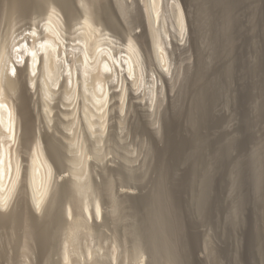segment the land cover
<instances>
[{
	"label": "rangeland",
	"instance_id": "374dc122",
	"mask_svg": "<svg viewBox=\"0 0 264 264\" xmlns=\"http://www.w3.org/2000/svg\"><path fill=\"white\" fill-rule=\"evenodd\" d=\"M12 1L15 0H0V45L6 48L5 60L13 56L12 41L29 26L40 24V30L53 6L57 8L61 35L68 49L77 42L74 39L80 36V22L85 15L91 18L93 26L99 27V34H95L103 33L110 40V43L104 41L114 47V52L125 50L128 38L136 40L139 58L136 75L142 82L136 90L132 78L119 70V76H115L117 79L108 88L110 96L113 95L112 92L120 90L123 78L124 99L109 96L105 126L101 127L93 117L96 124L90 127L83 105L93 108L87 100L92 79L84 84L75 78L80 85L74 79V85L69 81L66 89L60 87L62 77L56 87L46 78L47 87L52 90V95H46L41 75L35 77L31 88L23 74L16 77L18 84L14 90H7V96L19 116L16 146L22 171L13 198L4 210L0 208V264H64V256L69 252L70 264H264V0H245L234 8V22L230 26L234 28L228 31L234 48L230 45V51L226 49L228 54L217 46L222 42H218V36L223 34L220 30L223 22L214 19L215 9V15L203 9L205 0H180L187 19L183 35L178 32L172 0H160L161 14L153 25L164 43L168 67H163L147 39L150 34L146 0H21L23 3L14 5L15 8ZM68 55L71 60L78 57V54ZM226 62L232 65L229 76L223 73ZM201 67L203 80H209L211 88L216 83L221 85L213 88L218 100L211 103H215L213 106L209 103L212 121L205 123L206 128L196 122L197 129L189 123L187 110L199 97L195 96L198 92L195 90L200 87L195 76ZM199 79L202 78L198 76ZM203 83L200 81V85L204 86ZM194 96L196 100L192 101ZM44 103H48V108ZM246 119L251 120L246 122ZM199 134L203 137V141L199 138L200 144L195 141ZM37 137L43 141L53 167L51 185L40 209L33 204L25 172L32 153L31 143L34 146ZM193 139L197 145L192 144ZM223 139L230 144L228 156L223 149L225 145L220 147ZM171 141L185 145L184 149L188 150L185 158L178 152L183 150L176 148L178 143ZM220 152L225 160L219 156ZM75 170L80 177H74ZM205 174L211 178L208 182L212 187L208 191L201 188ZM155 192L165 196L161 199L167 202L163 201L164 219L172 225V230L169 228L163 237L171 247L169 253L161 248L156 250L157 240L153 239L161 234L151 231V223L147 221L146 214H153ZM199 193L209 195L210 199L205 200ZM197 198L203 200L202 204ZM95 201L100 205V215L93 211ZM83 202L89 204L92 213L84 211ZM199 204L205 212L198 208ZM254 237L261 241H255Z\"/></svg>",
	"mask_w": 264,
	"mask_h": 264
},
{
	"label": "bare ground",
	"instance_id": "6f19581e",
	"mask_svg": "<svg viewBox=\"0 0 264 264\" xmlns=\"http://www.w3.org/2000/svg\"><path fill=\"white\" fill-rule=\"evenodd\" d=\"M147 1V2H146ZM144 1L146 4L144 7H146V12H147V16H148V25H149V30H148V34L147 35L146 33V36H149L147 39H150L151 41V44H152V49L154 51V53L156 55L159 56L160 58V61L163 62V67L167 66V58H166V51H165V47H164V43L161 39H159L160 37L157 36V33L155 32L156 29H154V25H153V22L156 18H158V15L161 14L160 13V0H146ZM207 3L204 5L203 3V9L205 10L206 8L209 9L208 12H211V14L214 12V15L216 14L215 11H217V14L215 15V18L217 17V20H221L223 23L221 26H223V29H220L221 32L223 34L220 35V37L218 36V38H220L218 40L219 41H222V42H217L218 44H222V46L220 47V45L217 44V46H219V49L221 48L222 50V53H230L228 52L227 50L230 51L231 47L234 48L233 44H232V40L230 38H228V34L231 33V32H228L230 30H233L231 26L232 24V20H233V17H232V12L234 11V8H237L236 6H238V4H241V2H245V0H205ZM204 1V2H205ZM25 2V1H24ZM31 2V0H30ZM173 2V9H174V13H175V18H176V24L179 28V33L180 35H183L185 30H186V26H187V19H186V13L184 12V8H183V3H181L180 0H172ZM184 2V1H183ZM15 3V4H14ZM23 3V1L21 2V0H15V1H12V4H13V7L14 5H18L20 6L21 4ZM26 3V2H25ZM29 3V2H28ZM67 3L70 4V2L68 1ZM24 5V4H23ZM28 5V4H26ZM54 5V4H53ZM172 5V4H171ZM29 6V5H28ZM33 6V5H32ZM50 7V6H49ZM71 7V6H70ZM171 7V9H172ZM205 7V8H204ZM15 8V7H14ZM13 8V9H14ZM23 8V7H22ZM12 9V10H13ZM17 9V8H16ZM16 9H14L16 11ZM26 9V8H25ZM57 9V8H56ZM56 9L51 6V8L48 10V13H46V17L44 18V21L41 25V29L39 30V27H40V24H38L39 26H34L32 25V27L29 26V28L25 31H23V33L16 37V40H14V42L12 41V57L10 56L11 59H8L6 57V60H5V46L2 44L0 45V208L1 210H4L9 202L11 201V199L13 198L15 192H16V189H17V186H18V183H19V180H20V177H21V164L20 163L21 161L19 160V156L17 152V148L18 146H16V142H17V136H18V129L20 128L18 126V115H17V112L15 111V107H14V103H12L10 100V98L7 96V90H14L15 88V84L17 85V83H15L16 81V77L17 79L20 77L21 74H23L22 76H24L26 78V80H28V87L31 88V86H33L34 82H35V77L39 74V76L41 75L42 76V79H43V88L45 90V94H51V91L50 90V86L49 88L47 87V81L48 79L51 81L50 83H52L51 86H57V84L60 82V79L62 77V82L60 84V87L63 86L64 88L66 87H69L67 86L69 84V81L71 82L72 86L74 85V79H81L79 81H82V83L85 84V82L87 80L92 79L90 85L92 84L93 82V85H92V89L90 90V88H88V90L90 91V96L88 98V96L86 98H88V102H90V104H92L93 108L90 106H88L86 103L83 105V114L85 115V120L87 121V123L90 125V127H92L93 125H95L96 123L100 124L101 127H104V121H105V114H106V106L108 105V102L110 100V97H112L113 95H115L118 99H120L121 101L124 99L126 93H125V88H124V80L122 78V81L121 82V87H120V90L119 91H114L112 92L110 96V88H108V84L110 85L114 79L116 78L115 76H119V70H123L125 71L128 75L127 76H130L133 80V83L134 85L132 86H135L136 87V90H138L141 86V80H139L140 78H138L136 75L137 74V70L136 69L138 66H139V58H138V47H137V44H136V40L134 41L133 38H128V43L125 45V50L122 49V51H116L114 52L113 49L114 47L113 46H108V43L107 41V38L106 35L105 37L102 35L103 33H101L100 35H96L95 33L98 32V28L93 26V23L91 22V18H89V16L85 15V17L83 18L82 22H80V25L81 27L79 29H82V31H80V36L76 39H74V42L75 44H72L70 45V49H68V44L65 43L64 41V38L62 37V31L60 30V18H58L59 16H57L58 14L56 13ZM162 9V8H161ZM207 9L205 11H207ZM215 9V11H214ZM13 10V11H14ZM58 11V10H57ZM73 11V10H72ZM90 12V11H89ZM200 12V11H199ZM203 13V12H201ZM88 14V13H87ZM200 14V13H198ZM60 15V14H59ZM90 15V13H89ZM160 16V15H159ZM197 16V15H196ZM205 17V16H204ZM208 17V16H207ZM161 18V17H160ZM196 19V18H195ZM199 19V18H197ZM207 19V18H206ZM213 19V17H212ZM263 20V19H262ZM94 21V20H93ZM156 22V21H155ZM234 22V20H233ZM36 23V22H35ZM34 23V25H35ZM220 24V23H218ZM230 29H229V27ZM234 28V27H233ZM63 29V28H62ZM145 29V28H144ZM229 29V30H228ZM155 30V31H154ZM197 30H200L199 28ZM241 30V29H240ZM77 32V31H76ZM100 32V31H99ZM98 32V34H99ZM106 32V31H105ZM143 32V31H142ZM145 32V31H144ZM150 32V33H149ZM228 32V33H227ZM236 32V31H235ZM14 33V32H13ZM160 33V32H159ZM253 33V32H252ZM19 34V33H18ZM62 34V35H61ZM108 34V33H107ZM166 34V33H165ZM193 34V33H192ZM254 34V33H253ZM79 35V34H78ZM162 35V34H161ZM197 35V34H196ZM195 35V37H196ZM231 35V34H230ZM23 36V37H21ZM194 36V35H192ZM233 36V35H232ZM231 36V38H232ZM21 37V38H20ZM224 37V38H223ZM250 37V36H248ZM167 38V37H166ZM217 38V39H218ZM14 39V38H13ZM31 39V41L29 40ZM163 39V38H162ZM234 39V38H233ZM236 39V38H235ZM246 39H247V36H246ZM71 40V39H70ZM104 40H107V41H104ZM114 40V39H113ZM111 39V42L113 41ZM110 41V40H109ZM108 41V42H109ZM149 41V40H148ZM167 41V40H166ZM3 42V41H2ZM165 42V41H164ZM168 42V41H167ZM236 42V41H235ZM252 42V41H251ZM110 43V42H109ZM113 43V42H112ZM253 43V42H252ZM1 44V42H0ZM5 44V43H4ZM67 44V45H66ZM107 44V45H106ZM150 44V43H149ZM113 45V44H111ZM231 45V47H230ZM113 47V48H111ZM8 48V47H7ZM149 48V46H148ZM229 48V49H228ZM151 49V48H150ZM227 49V50H226ZM8 51V50H7ZM225 51V52H224ZM239 51V50H238ZM221 52V51H220ZM228 52V53H227ZM8 53V52H7ZM68 54H78V57L77 59L74 58L73 60L69 59V55ZM239 54V53H238ZM7 56V55H6ZM72 58V57H71ZM156 59V58H155ZM245 60V59H244ZM252 60H254L252 58ZM161 62V63H162ZM202 62V61H201ZM253 62V61H252ZM230 63V61H229ZM229 63L226 62L225 66L223 67V73H225L226 75H231V67L232 65H230ZM264 63V62H263ZM262 63V64H263ZM201 64V63H200ZM232 64V63H231ZM254 64V63H253ZM259 64V63H258ZM261 64V65H262ZM259 66V65H258ZM241 67V66H240ZM246 67V66H245ZM253 67V66H252ZM250 67V68H252ZM256 67V66H254ZM262 67V66H260ZM120 68V69H119ZM248 67H246L247 69ZM264 68V67H262ZM253 69V68H252ZM257 70L260 69V68H256ZM255 70V69H254ZM263 70V69H262ZM262 70H259V71H262ZM203 68L201 67V69L199 70V72L197 73L198 75L195 76V78H197L196 80L198 81H195V83L197 85H199L200 87H198L199 90H195L196 92V98L197 100L195 99V96H194V100L192 101H195L194 104H191L190 106V110H187L188 111V115H189V123L192 125V126H195L197 128V123L200 124H203L204 126H201L200 127H205V123L208 121V124H209V121L211 120L212 121V118H210V113H212L211 111V108L209 106V103L210 105H212L211 103L217 101L215 98H216V95L214 94L216 91L213 90L214 86L217 85L214 84V86H212L213 88L210 87L209 85V80L205 81L203 80L204 76H203ZM222 71V69L220 70V72ZM246 72H249V69L248 71ZM251 72V71H250ZM124 73V75L126 74ZM230 73V74H229ZM257 73V72H255ZM261 73V72H260ZM141 74V73H139ZM217 74V73H216ZM259 74V73H258ZM14 75L15 78H12V76ZM77 77H76V76ZM224 75V76H226ZM264 75V74H263ZM262 75V76H263ZM40 76V77H41ZM126 76V75H125ZM198 76H200V78H202L200 81L201 83H203L204 81V86H202V84L200 85V81L198 80ZM213 76V74H212ZM38 77V76H37ZM124 77V76H123ZM211 77V76H210ZM209 77V78H210ZM46 78H47V81H46ZM125 78V77H124ZM206 78V77H205ZM208 78V79H209ZM250 78V77H249ZM75 79V80H76ZM117 79V78H116ZM207 79V78H206ZM213 79V78H212ZM253 79V78H252ZM258 79V78H257ZM261 79V78H260ZM264 79V78H263ZM41 80V79H40ZM76 80L79 84V81ZM126 81L128 80L127 78L125 79ZM130 80V81H131ZM203 80V81H202ZM42 81V80H41ZM141 81V82H140ZM214 82L217 81V80H213ZM76 82V83H77ZM218 82V81H217ZM264 81H262L263 83ZM48 83V84H50ZM75 83V84H76ZM221 83V82H220ZM217 86H219V84ZM40 84V83H39ZM83 84V85H84ZM70 85V84H69ZM80 85V84H79ZM82 85V86H83ZM87 85H88V82H87ZM209 85V86H208ZM221 85V84H220ZM254 85V84H252ZM262 85V84H261ZM89 86V85H88ZM216 86V88H217ZM264 86V85H263ZM261 86V87H263ZM46 87V88H45ZM75 87V86H74ZM73 87V88H74ZM209 87L211 89H209ZM77 88V87H76ZM116 88V87H115ZM151 88V87H150ZM253 88V87H252ZM71 89V88H70ZM69 89V90H70ZM197 89V88H196ZM251 89V88H250ZM264 89V88H263ZM69 90L67 91V94L69 93ZM84 90V89H82ZM87 90V88H86ZM150 90H153L152 88ZM213 92H212V91ZM216 90V89H215ZM252 90V89H251ZM43 91V90H42ZM74 91V90H73ZM88 91V92H89ZM72 92V91H71ZM153 91H151L152 93ZM218 92V91H217ZM220 92V90H219ZM55 93V92H54ZM255 93V92H254ZM264 93V92H263ZM262 93V94H263ZM9 94V93H8ZM46 94V95H47ZM76 94V93H75ZM247 94V92H246ZM245 94V95H246ZM52 95V94H51ZM71 95V94H70ZM79 95V94H78ZM81 95H82V92H81ZM87 95V93H86ZM50 95H48L49 97ZM83 96V95H82ZM110 96V97H109ZM219 97V95H217ZM250 96V95H249ZM47 97V96H45ZM65 98V97H64ZM215 99V100H214ZM46 102V101H45ZM48 102V101H47ZM193 103V102H192ZM45 104V103H44ZM215 104V103H214ZM213 104V105H214ZM212 105V106H213ZM45 106L48 108V103L45 104ZM211 106V107H212ZM264 106V105H263ZM44 107V108H46ZM81 107V106H80ZM263 109V108H262ZM47 111V110H46ZM211 111V112H210ZM262 113V112H261ZM23 114V113H22ZM70 114V113H69ZM264 114V113H263ZM83 115V116H84ZM188 115H186L188 117ZM185 116V117H186ZM262 116V114H261ZM23 117V116H22ZM93 117H96L97 118V121L98 122H94L92 118ZM249 117V116H248ZM26 118V117H25ZM23 119V118H22ZM210 119V120H209ZM75 120V119H74ZM247 120V119H246ZM245 120V121H246ZM251 120V119H250ZM249 119L246 121H250ZM187 121V120H186ZM185 121V122H186ZM210 121V122H211ZM180 122V121H179ZM72 123V122H71ZM106 124V123H105ZM171 124V123H169ZM208 124H206V127H208ZM211 124V123H210ZM172 125V124H171ZM176 125V124H175ZM189 125V124H188ZM250 125V124H249ZM187 126V125H186ZM170 127V126H169ZM193 127V128H195ZM205 127V128H206ZM71 128V127H70ZM191 128V129H193ZM248 128V127H247ZM189 129V128H188ZM198 129V128H197ZM200 129V128H199ZM102 130V129H101ZM28 131V130H27ZM180 131V130H179ZM184 131V130H183ZM194 131V130H192ZM200 131V130H199ZM198 131V132H199ZM26 132V131H25ZM33 132V131H32ZM35 132V131H34ZM178 132V131H177ZM176 132V134H177ZM197 132V131H196ZM197 132V133H198ZM201 132V131H200ZM199 132V133H200ZM171 133V132H170ZM194 133V132H193ZM197 133L196 136H197ZM74 134V133H73ZM182 134V133H181ZM32 135V134H31ZM35 135V134H34ZM194 135V134H193ZM192 135V137H194ZM200 135V134H199ZM206 135V134H205ZM24 136V135H23ZM26 136V134H25ZM25 136L23 138H25ZM181 136V135H180ZM185 136V135H184ZM202 134L197 137L198 139L200 138H203L201 137ZM204 136V135H203ZM71 138V137H70ZM74 138V137H73ZM77 138V137H76ZM175 138V137H174ZM173 138V139H174ZM181 138V137H180ZM190 138V137H189ZM196 138V137H195ZM196 138V139H197ZM31 139V138H30ZM171 139V138H170ZM187 139V137H186ZM195 141H199V144L201 143L200 141L202 140H196ZM34 140V138L32 139ZM42 141V140H41ZM40 141V138L37 137L36 140H34V146H32L33 144L31 143V147L32 148V153H30L29 155V161H28V165H27V169L28 171H25L28 173V178H27V182H28V185H29V188H30V191H31V197H32V201H33V204L34 206L37 208V209H40L41 205L43 204L42 202L44 201L45 197L47 196V193H48V190H49V185H51V177H52V163H50V160L48 158V156L50 155H47V153L45 152L46 150L44 149L42 143ZM194 139H193V143L192 144H196L195 143ZM203 141V140H202ZM206 140H204L205 142ZM221 141V140H220ZM43 142V141H42ZM173 142V144L175 143V145L178 143L174 142V141H171V143ZM190 142V141H188ZM222 142V141H221ZM225 140L223 139V142L222 144L220 145V147L223 146V144L225 146H223V149L226 151V153L230 150V147H227V145L230 146L229 143H224ZM26 143V142H25ZM55 143V142H54ZM74 143V142H73ZM186 143V142H185ZM206 143V142H205ZM232 143V142H231ZM82 144V143H81ZM180 143H178V145H176L177 149H180V150H183V151H177L178 152H182L183 154V157L185 158L184 155L187 154L188 150L186 151V149H184V146L185 145H182L181 143V146L179 145ZM190 144V143H189ZM204 144V143H203ZM202 144V145H203ZM208 144V143H207ZM233 144V143H232ZM25 145V144H24ZM27 145V144H26ZM54 145V144H52ZM83 145V144H82ZM195 145V146H196ZM217 145L219 146V143H217ZM216 145V146H217ZM23 146V145H22ZM170 146V145H169ZM173 146V145H172ZM180 146V148H178ZM192 146V145H191ZM194 146V145H193ZM192 146V147H193ZM200 146V145H199ZM197 146V147H199ZM205 146V145H204ZM30 147V145H29ZM47 147V146H46ZM81 147V146H80ZM191 147V148H192ZM197 147H194V148H197ZM218 147V149L220 148ZM225 147V148H224ZM23 148V147H22ZM27 148V147H26ZM85 148V147H84ZM174 149V148H173ZM200 147L198 148V151L199 154L201 153V151H199ZM202 149V148H201ZM19 150V149H18ZM27 150V149H26ZM29 150V149H28ZM48 150H50L48 148ZM54 150V149H53ZM193 150V149H192ZM223 150V151H224ZM25 151V150H24ZM83 151V150H82ZM86 152V151H85ZM190 152V151H189ZM216 152V151H215ZM76 153V152H75ZM88 153V152H87ZM176 153V152H175ZM219 153V151H218ZM217 153V154H218ZM225 153V152H224ZM77 154V153H76ZM82 154V153H81ZM166 154V153H165ZM173 154V153H172ZM180 154V153H178ZM228 154L230 153H227V156ZM28 155V154H27ZM53 155V154H52ZM83 155V154H82ZM81 155V156H82ZM78 156V155H77ZM85 156V155H84ZM88 156V155H87ZM194 156V155H193ZM192 156V157H193ZM220 157H222V154L220 152ZM226 156V155H225ZM52 157V156H51ZM50 157V158H51ZM54 157V156H53ZM90 157V156H89ZM180 157V156H179ZM190 157V156H188ZM198 157V155L196 156ZM195 157V158H196ZM218 157V156H217ZM182 158V157H181ZM187 158V157H186ZM201 158V157H199ZM223 158V157H222ZM21 159V158H20ZM52 159V158H51ZM70 159V158H69ZM83 159V158H82ZM189 159V158H188ZM224 159V158H223ZM71 160V159H70ZM78 160V159H77ZM85 160V159H83ZM178 160V159H177ZM183 160V159H182ZM221 160V159H219ZM225 160V159H224ZM82 161V160H81ZM80 161V162H81ZM165 161V160H164ZM179 161V160H178ZM181 161V160H180ZM195 161V160H193ZM71 162V161H69ZM79 162V161H78ZM77 162V164H78ZM88 162V161H87ZM86 162V163H87ZM162 162V161H161ZM186 162V161H185ZM189 162V161H188ZM196 162V161H195ZM199 162V161H198ZM197 162V163H198ZM220 162V161H219ZM84 163V162H83ZM81 163V164H83ZM166 163V162H165ZM80 164V165H81ZM163 164V163H162ZM195 165V164H194ZM75 166V165H74ZM84 166V165H83ZM87 166V165H86ZM161 166V165H160ZM193 166V162H192V165L191 167ZM78 167V166H77ZM162 169H163V166H161ZM194 167V166H193ZM192 167V168H193ZM196 167V166H195ZM194 167V168H195ZM82 168V167H81ZM80 168V173L82 174V170ZM171 168V167H170ZM193 168V169H194ZM77 169V168H76ZM83 169V168H82ZM86 169V167H85ZM166 169V168H165ZM168 169V168H167ZM161 170V169H159ZM204 170V169H203ZM202 170V172H203ZM72 171V169H71ZM79 171V169H78ZM193 171V170H192ZM191 171V172H192ZM162 172V171H161ZM161 172L159 174H161ZM195 172V169L194 171ZM206 172V171H205ZM26 173V174H27ZM73 175H75L74 177L76 178L78 175L81 176V174L77 173V171L75 170ZM167 173V171H166ZM202 174V173H201ZM162 176H164V174H161ZM192 175V174H191ZM190 175V176H191ZM78 176V177H80ZM83 176V175H82ZM86 176V175H85ZM193 176V175H192ZM202 176V175H201ZM210 176V175H209ZM203 180H202V183L201 185H203V187H201L203 189V191H206L207 189L209 190V182L211 181L207 174H205ZM161 178V176H160ZM164 178V177H163ZM186 178V177H184ZM207 178V179H206ZM81 179V178H79ZM77 179V180H79ZM162 180V179H160ZM164 180V179H163ZM210 180V181H209ZM81 181V180H80ZM193 181V180H192ZM209 181V182H208ZM26 182V183H27ZM83 182V181H82ZM85 182V181H84ZM160 182V181H159ZM158 182V183H159ZM189 182V181H188ZM213 182V181H212ZM211 182V183H212ZM157 183V184H158ZM25 184V183H24ZM79 184V182H78ZM161 184V183H160ZM163 184V183H162ZM180 184V183H179ZM26 185V184H25ZM75 185L78 187V185L75 183ZM86 185V184H85ZM213 185V184H212ZM82 187V185H80ZM84 186V185H83ZM158 186H162V185H158ZM164 186V185H163ZM162 186V187H163ZM157 187V186H156ZM161 187V189H163ZM212 187V186H210ZM77 189V188H76ZM85 189V188H84ZM73 190V189H72ZM81 191V189H79ZM158 190V189H157ZM156 190V192H157ZM159 190H160V187H159ZM207 190V191H208ZM71 191V190H70ZM74 191V190H73ZM78 191V190H77ZM75 191V192H77ZM83 191V190H82ZM72 192V191H71ZM79 192V191H78ZM84 192V191H83ZM155 192V193H156ZM164 192V190H163ZM202 192V191H200ZM212 192V191H211ZM74 193V192H73ZM71 193V194H73ZM164 194V193H163ZM200 194V193H199ZM79 195V194H78ZM83 195V194H82ZM157 195V197H156ZM156 195L154 194V198L153 200V203H154V206L152 208V211H153V214H146L148 215L147 220L148 223L150 224L151 223V231H154L155 232H160L159 234V238L161 240H163V242L159 241V238L157 237V235L155 234L154 237H157L158 239H153V240H157L155 241V245L153 243L154 246H156V250L159 248H161L162 251H166V253H169L171 247L169 246V243H167V239L164 238L163 236H166L164 235V233H166L168 231V229L170 228V223L164 219V215H165V212H164V202L165 200H162L164 197L163 195H161L160 193H156ZM159 195V196H158ZM201 195V194H200ZM199 195V197H200ZM203 195V194H202ZM201 195V197H203ZM80 196V195H79ZM78 196V197H79ZM161 196H162V199H161ZM197 196V195H196ZM209 196V195H208ZM206 196V197H208ZM74 197V196H73ZM82 197V196H80ZM198 197V196H197ZM205 196V200L207 199ZM84 198V197H83ZM202 198V199H204ZM209 198V197H208ZM198 199V198H197ZM201 198H199L197 200V202H199ZM210 199V198H209ZM207 199V200H209ZM73 200H76V199H73ZM88 201V200H86ZM72 202V201H71ZM79 202V201H78ZM89 202V201H88ZM166 202V201H165ZM203 202V200L199 203ZM205 202V201H204ZM77 203V202H76ZM152 203V202H151ZM167 203V202H166ZM207 204L210 203V201H207L206 202ZM78 204V203H77ZM94 213H96L97 215H100L101 214V208H100V205L98 203V201L94 203ZM198 204V203H197ZM202 204V203H201ZM204 207H205V203H203ZM83 205H84V211L88 214L92 213L91 210L89 209V204L88 203H84L83 202ZM92 205V203H91ZM166 207L168 205H165ZM197 206H200L197 205ZM81 207V206H80ZM69 208V207H68ZM198 208H201L198 207ZM77 209V208H76ZM154 209V210H153ZM203 209V207L201 208ZM200 209V210H201ZM207 209V208H206ZM209 209V208H208ZM202 211V210H201ZM204 211V209H203ZM84 212V213H85ZM205 212V211H204ZM207 212V211H206ZM208 212H210L208 210ZM69 213V212H68ZM168 213V212H167ZM77 214V213H76ZM19 215V214H18ZM68 215V214H67ZM94 216V215H93ZM168 216V214L166 215ZM264 216V215H263ZM15 217V216H14ZM20 217V216H19ZM74 217V216H73ZM76 217V216H75ZM80 218V217H79ZM146 218V216H145ZM13 219V218H12ZM15 219V218H14ZM13 219V220H14ZM74 219V218H73ZM72 219V220H73ZM78 219V218H76ZM75 219V220H76ZM171 219V218H170ZM145 220V221H146ZM16 221V220H15ZM74 221V220H73ZM78 221V220H77ZM77 221L75 222V224L77 223ZM79 222V221H78ZM146 224V222H144ZM143 223V224H144ZM70 224V223H69ZM73 225H75L74 223H72ZM172 224V223H171ZM45 225V224H44ZM72 225V226H73ZM148 225V224H147ZM43 226V225H42ZM78 226V224H76V227ZM149 226V225H148ZM44 227V226H43ZM69 227V226H68ZM71 227V226H70ZM37 228V227H36ZM73 228V227H72ZM147 228V227H146ZM34 229V228H33ZM43 232V228H40ZM69 229V228H68ZM76 229V228H75ZM74 229V232L76 233ZM78 229V228H77ZM149 229V228H148ZM171 229V228H170ZM29 230V228H28ZM172 230V229H171ZM30 231V230H29ZM46 231V230H45ZM170 231V230H169ZM31 232V231H30ZM67 232L69 233V230H67ZM71 232V231H70ZM72 232V233H74ZM150 232V231H148ZM36 233V232H35ZM71 233V235H73ZM153 233V232H151ZM169 233V232H168ZM31 234V233H30ZM29 234V235H30ZM173 234V233H172ZM256 234V233H255ZM254 234V236H256ZM68 235V234H67ZM70 235V236H71ZM77 235V234H76ZM153 235V234H152ZM259 235V234H257ZM172 236V235H171ZM150 237V236H149ZM173 237V236H172ZM257 238H259L258 236H256ZM264 237V236H263ZM164 238V239H163ZM255 238V237H254ZM255 238L257 241L258 239ZM260 238H262L260 236ZM166 239V240H165ZM171 239V238H170ZM250 239V238H249ZM252 239V238H251ZM172 240V239H171ZM260 240V239H259ZM258 240V241H259ZM150 241H151V238H150ZM261 241V240H260ZM259 241V242H260ZM67 243V242H66ZM264 243V242H263ZM256 244V243H254ZM258 244V243H257ZM65 245V244H64ZM70 245V244H69ZM73 245V244H72ZM80 245V244H79ZM171 245V244H170ZM77 246V245H76ZM86 246V245H85ZM258 246V245H257ZM256 246V247H257ZM64 247V246H63ZM87 247V246H86ZM174 247V246H173ZM260 247V246H259ZM76 248V247H75ZM82 248V247H81ZM163 248V249H162ZM74 249V248H73ZM85 249V248H84ZM113 249V248H112ZM111 249V250H112ZM115 249V248H114ZM165 249V250H164ZM249 249V248H248ZM87 250V248H86ZM85 250V251H86ZM116 250V249H115ZM169 250V251H168ZM174 249H172L173 251ZM93 251V250H92ZM95 251V250H94ZM64 252V251H62ZM61 252V253H62ZM157 252V251H156ZM159 252V251H158ZM161 252V251H160ZM159 252V253H160ZM93 253V252H92ZM113 253H114V250H113ZM163 253V252H161ZM173 253V252H172ZM171 253V254H172ZM70 254V252H69ZM69 254H65V259L66 260V263L64 264H70V256ZM72 254V253H71ZM79 254V252H78ZM87 254V253H86ZM111 255V254H110ZM158 255V254H157ZM166 255V254H164ZM175 255V253H174ZM75 256H77L75 254ZM109 256V254H108ZM112 256V255H111ZM161 256V255H160ZM173 256V255H172ZM78 257V256H77ZM164 257V256H163ZM162 257V258H163ZM171 257V255H170ZM63 258V257H62ZM86 258V257H85ZM165 258V257H164ZM75 259V258H74ZM78 259V258H76ZM157 259V258H156ZM169 259V258H168ZM171 259V258H170ZM62 260V259H61ZM88 260V258L86 259ZM158 260V259H157ZM74 261V260H73ZM77 261V260H76ZM75 261V263H76ZM80 263V262H79ZM82 263V262H81ZM80 263V264H81ZM92 264V263H91Z\"/></svg>",
	"mask_w": 264,
	"mask_h": 264
}]
</instances>
